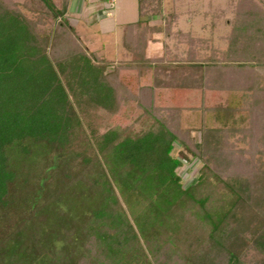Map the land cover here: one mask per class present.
<instances>
[{"label":"trees","instance_id":"trees-1","mask_svg":"<svg viewBox=\"0 0 264 264\" xmlns=\"http://www.w3.org/2000/svg\"><path fill=\"white\" fill-rule=\"evenodd\" d=\"M150 1L114 62L70 0H0V264H264V9L237 0L220 57L168 62L146 54Z\"/></svg>","mask_w":264,"mask_h":264},{"label":"rangeland","instance_id":"rangeland-1","mask_svg":"<svg viewBox=\"0 0 264 264\" xmlns=\"http://www.w3.org/2000/svg\"><path fill=\"white\" fill-rule=\"evenodd\" d=\"M15 1L20 4L24 2V0ZM256 1L264 9V0ZM236 2L237 0H152L147 2L143 17L148 18L152 25L161 29L160 32L153 30L149 32L147 56L164 58L168 62H179L188 60V55L193 50L197 60H204L213 55L220 57L228 46L227 35L232 28L231 20L234 17ZM94 3L97 5L98 0L86 1L84 5L78 1L70 4L67 16L80 40L89 51L95 52L99 57L114 62L130 59L132 55L122 45V33H107L98 25L95 14L97 7L94 10L89 6ZM121 6L119 20L125 22L124 24L135 22L140 18L138 3L133 0H122ZM24 11L30 14L26 9ZM169 23L170 32L167 34L166 27ZM259 72L258 84L264 87V68ZM129 73L130 79L137 82L138 72L130 70ZM151 83L150 74L149 76L146 74L143 84ZM163 90L166 91V89ZM167 93L168 91L165 92L166 95ZM199 93H196L193 105L198 103ZM243 94H245L244 91H225L221 92L219 97L222 101L226 98H241ZM211 95L207 92L205 98L210 99ZM249 122L248 115L236 111L230 125L241 127L247 126ZM135 127L140 128L139 123ZM236 137L239 138L236 141L237 147L247 148V143L241 139L242 134L238 133ZM180 149L181 145L176 144L174 154L179 156ZM183 162L179 173L185 183H188L197 174L201 161L193 158L191 161L183 160Z\"/></svg>","mask_w":264,"mask_h":264},{"label":"crops","instance_id":"crops-1","mask_svg":"<svg viewBox=\"0 0 264 264\" xmlns=\"http://www.w3.org/2000/svg\"><path fill=\"white\" fill-rule=\"evenodd\" d=\"M74 1L81 2L82 4L85 3L86 1L89 2V0H70V4L74 3ZM121 1L122 0H98L97 5L96 3L89 5L94 10L97 7V9L95 10L96 12L95 14L97 16L96 20H98L97 22L99 23L98 25L100 26V28L106 31L107 33L120 32L123 35L126 24H128V23L124 24L125 22H121L119 20L120 9L122 7ZM133 1L138 3V13H139V0H133Z\"/></svg>","mask_w":264,"mask_h":264}]
</instances>
